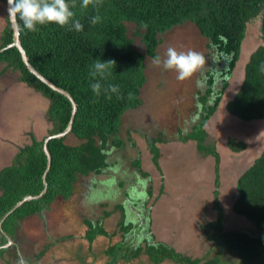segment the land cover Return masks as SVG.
I'll return each mask as SVG.
<instances>
[{
    "label": "rangeland",
    "instance_id": "obj_1",
    "mask_svg": "<svg viewBox=\"0 0 264 264\" xmlns=\"http://www.w3.org/2000/svg\"><path fill=\"white\" fill-rule=\"evenodd\" d=\"M1 3L0 27L6 18V7ZM127 27L128 35L134 36V25ZM132 38L135 48L143 52L140 39ZM160 38L157 54L162 59L168 47L184 52L191 49L204 55L205 65L191 78L179 81L175 70H164L146 60L142 105L123 115L118 137L125 146L112 148L108 156L114 168L80 177L69 201L57 198L48 210L25 218L4 246L0 264H111L108 250L122 243L130 249L162 243L181 257L203 261L219 257L233 264L234 254L211 240L213 234L205 233L202 224L216 221L221 214L225 231L256 234L250 221L233 212V203L238 177L264 150V121L243 122L229 115L225 105L242 83L250 54L261 44L260 18L247 26L240 59L226 79L228 87L202 128L198 96L207 87L205 72L217 75L214 98L223 84L218 73L225 67L224 61L189 24ZM0 75L1 169L10 165L18 150L30 145L33 138L48 137L50 124L42 96L24 84L18 85V73L5 70L3 63ZM229 138L245 142L246 149L232 153L226 144ZM197 142H203L198 149ZM152 146L158 149L156 163L150 153ZM210 148L218 154L217 169L209 161L213 158ZM135 159L140 160L141 171L134 168ZM196 163L201 170H195ZM122 214L124 225L129 227L127 233L120 228ZM87 222H100L106 235L97 236L90 244ZM115 252L119 257L118 248ZM148 259L142 251L138 258L119 257L113 264H152ZM161 264L178 263L165 260Z\"/></svg>",
    "mask_w": 264,
    "mask_h": 264
},
{
    "label": "trees",
    "instance_id": "obj_2",
    "mask_svg": "<svg viewBox=\"0 0 264 264\" xmlns=\"http://www.w3.org/2000/svg\"><path fill=\"white\" fill-rule=\"evenodd\" d=\"M0 1L6 4L7 0ZM80 3L81 0H77L73 11L75 18L84 25L81 32L69 31L67 27L55 23L37 25L38 30L30 32L17 17L19 39L29 63L45 79L68 92L77 108L71 132L63 138H52L46 144L51 156L48 171L43 150L46 137L40 141L33 138L30 145L18 150L10 165L0 169L2 244H6L5 236L14 235L25 218L48 210L57 198L69 201L80 177L98 175L111 168L108 163L110 150L125 146V142L118 137L123 115L142 105L140 91L147 81L145 62L158 55L161 35L176 27L193 26L225 64L221 76L223 84L214 98H211L214 94V74L205 72L207 87L204 94H198L202 128L217 110L228 87L226 79L233 74L240 59L247 26L260 18L261 44L250 54L242 83L226 103L225 111L246 123L264 121V72L260 70L261 64H264V0H102L99 6L102 21L94 26L90 24V17L96 15L97 10L92 5L84 9ZM128 24L134 25L132 37L140 39L143 52L135 48L133 38L128 35ZM12 36L7 18L0 36V63L5 65V70L17 72L22 83L48 101L45 114L50 129L47 136L63 132L72 116L70 101L30 73L17 48L4 49L11 44ZM97 59L116 62L111 68V75L100 82L103 87L119 85L120 98L112 94V98L108 99L103 87L99 97L92 92L90 83L95 81L89 72ZM203 142H197V149ZM226 144L232 153H241L247 147L245 142L233 138H229ZM150 153L156 163L158 149L152 146ZM210 154L217 169L218 154L212 148ZM133 166L141 171L140 160L135 159ZM236 194L233 212L250 221L256 234L225 231L221 214L216 221L202 224L201 229L207 234L211 232V240L234 254L233 264H264V150L238 177ZM39 195L9 214L26 196ZM214 201L218 206V200ZM119 208L122 209L121 206ZM123 219L122 214L120 228L127 233L129 227L124 225ZM87 225L86 239L90 244L97 236L106 235L100 222H87ZM117 248L123 260L138 258L143 251L152 264H161L165 260L178 264H230L222 262L219 257L204 261L181 257L162 243H147L144 249H130L128 244L123 243L116 245L108 250L113 259L111 264L119 258L115 254ZM3 251L0 249V256Z\"/></svg>",
    "mask_w": 264,
    "mask_h": 264
},
{
    "label": "clouds",
    "instance_id": "obj_3",
    "mask_svg": "<svg viewBox=\"0 0 264 264\" xmlns=\"http://www.w3.org/2000/svg\"><path fill=\"white\" fill-rule=\"evenodd\" d=\"M76 4L77 0H9V18L16 21L18 17V20L23 22L24 28L30 32H36L38 30L37 25L49 23L67 27L69 31L74 29L81 32L84 25L75 18L73 9ZM101 4L102 0H81L80 6L82 8L86 9L92 5L97 10V14L90 17V24L93 26L102 21L99 15ZM115 63L114 60L106 62H101L99 59L94 60L89 76L95 81L90 83V88L97 97L101 95L103 87L100 81L111 75V68L115 66ZM205 63L203 54L191 49L187 52L177 51L173 47L167 48L163 59L157 55L152 60V64L157 67H162L164 70H175L176 79L179 81L191 78L203 68ZM260 70L264 72V64H261ZM103 92L108 99L112 98V94H116L117 98H120L119 85L108 84L107 87H103Z\"/></svg>",
    "mask_w": 264,
    "mask_h": 264
},
{
    "label": "water",
    "instance_id": "obj_4",
    "mask_svg": "<svg viewBox=\"0 0 264 264\" xmlns=\"http://www.w3.org/2000/svg\"><path fill=\"white\" fill-rule=\"evenodd\" d=\"M5 7H6V13H7V18H8V21H9V24H10V27L12 28V31H13V36H12V42L11 44H9L7 47H5L4 49H8V48H12V47H15L17 48V50L19 51L20 55H21V58H22V61L24 63V65L26 66L27 70L32 73L37 79H39L42 83L46 84L49 88H51L52 90L56 91L57 93L65 96L71 103L72 105V116H71V119L69 121V124H68V127L61 133H58V134H55V135H52V136H48L44 139L43 141V150H44V153L47 157V171H48V168L50 166V162H51V156H50V153L47 149V142L52 139V138H63L64 136H66L67 134H69L71 132V126H72V122H73V117H74V114L76 112V103L74 102L73 98L71 97V95L64 91L63 89L59 88V87H56L54 84H52L49 80L45 79L40 73H38L33 67L32 65L29 63L28 61V57L23 49V47L21 46V42H20V39H19V27H18V23H17V20L16 21H13L9 18V0L6 1V4H5ZM43 178V181H44V185L46 187V182H45V176L42 177ZM44 193V191L42 192ZM39 196H26L25 198H23L20 202H18L14 208L9 212V214L11 212H13L16 208H18L19 206H21L24 202H27V201H31V200H34V199H37Z\"/></svg>",
    "mask_w": 264,
    "mask_h": 264
},
{
    "label": "crops",
    "instance_id": "obj_5",
    "mask_svg": "<svg viewBox=\"0 0 264 264\" xmlns=\"http://www.w3.org/2000/svg\"><path fill=\"white\" fill-rule=\"evenodd\" d=\"M1 2V1H0ZM2 4V6H3V3H1ZM6 14V18H5V20H4V22H3V26H1L0 27V29H4V27H5V25H6V20H7V13H5ZM2 30H0V31H2ZM0 77H1V75H0ZM19 77V76H18ZM17 77V80H16V83H18V85H21V84H24V83H22L20 80H19V78ZM25 85V84H24ZM26 86V85H25ZM27 87V86H26ZM239 89V88H238ZM236 93V92H235ZM234 93V94H235ZM42 100V99H41ZM46 100V99H45ZM46 102H47V106H48V101L46 100ZM47 106H46V109H47ZM45 112H46V110H45ZM45 114V113H44ZM229 116V115H228ZM234 117V116H233ZM45 118H46V114H45ZM38 141H40V140H38ZM196 148H197V144H196ZM213 157V156H212ZM209 161L211 162V161H213V164H215V159H214V157L213 158H210L209 159ZM117 161H114V163H116ZM197 164V169H195V170H201L198 166H199V164L198 163H196ZM210 164V163H209ZM212 164V165H213ZM114 168V164H111V169H113ZM210 172V171H209ZM200 174H201V171H200ZM193 197H194V195H193Z\"/></svg>",
    "mask_w": 264,
    "mask_h": 264
},
{
    "label": "flooded vegetation",
    "instance_id": "obj_6",
    "mask_svg": "<svg viewBox=\"0 0 264 264\" xmlns=\"http://www.w3.org/2000/svg\"><path fill=\"white\" fill-rule=\"evenodd\" d=\"M218 75H220V76H222L223 75V73H222V69H221V71H219V73H218ZM217 75L216 74H214V77H216ZM95 175V174H94ZM0 224H1V221H0ZM2 233L3 232H1L0 233V249L1 250H4V246L6 245V244H8L10 241H11V238H13L14 237V235L16 234V230H15V233H14V235H12V236H5V241H6V244H2ZM4 234V233H3ZM4 252V251H3ZM2 252V253H3ZM0 259H1V256H0Z\"/></svg>",
    "mask_w": 264,
    "mask_h": 264
}]
</instances>
